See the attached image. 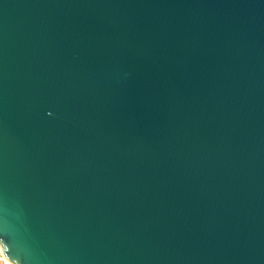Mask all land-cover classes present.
I'll list each match as a JSON object with an SVG mask.
<instances>
[{
  "label": "water",
  "instance_id": "obj_1",
  "mask_svg": "<svg viewBox=\"0 0 264 264\" xmlns=\"http://www.w3.org/2000/svg\"><path fill=\"white\" fill-rule=\"evenodd\" d=\"M0 247L264 264V0H0Z\"/></svg>",
  "mask_w": 264,
  "mask_h": 264
},
{
  "label": "built area",
  "instance_id": "obj_2",
  "mask_svg": "<svg viewBox=\"0 0 264 264\" xmlns=\"http://www.w3.org/2000/svg\"><path fill=\"white\" fill-rule=\"evenodd\" d=\"M0 264H12L6 260L5 255L1 251H0Z\"/></svg>",
  "mask_w": 264,
  "mask_h": 264
},
{
  "label": "bare ground",
  "instance_id": "obj_3",
  "mask_svg": "<svg viewBox=\"0 0 264 264\" xmlns=\"http://www.w3.org/2000/svg\"><path fill=\"white\" fill-rule=\"evenodd\" d=\"M0 251L3 253V251H2V249H1V247H0ZM4 255H5V258H6V260L8 261V262H10L11 263V261L8 259V257L6 256V254L5 253H3Z\"/></svg>",
  "mask_w": 264,
  "mask_h": 264
}]
</instances>
